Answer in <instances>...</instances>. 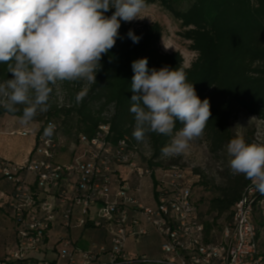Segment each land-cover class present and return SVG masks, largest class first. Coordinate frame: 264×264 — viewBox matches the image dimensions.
I'll return each instance as SVG.
<instances>
[{
	"label": "built area",
	"instance_id": "2783aa9c",
	"mask_svg": "<svg viewBox=\"0 0 264 264\" xmlns=\"http://www.w3.org/2000/svg\"><path fill=\"white\" fill-rule=\"evenodd\" d=\"M49 123L55 130L45 137ZM11 135L35 144L22 163L0 155V182L11 185L0 209L14 236L0 264H264V198L252 183L221 230L208 232L183 171L141 162L109 122L72 141L53 118ZM152 233L160 256H131L128 245ZM88 234L101 239L89 243Z\"/></svg>",
	"mask_w": 264,
	"mask_h": 264
},
{
	"label": "trees",
	"instance_id": "16d2710c",
	"mask_svg": "<svg viewBox=\"0 0 264 264\" xmlns=\"http://www.w3.org/2000/svg\"><path fill=\"white\" fill-rule=\"evenodd\" d=\"M146 5H160L179 24L180 36L190 43V50L197 54L189 68L184 67L180 52L164 53L160 44L164 30L159 23L135 27L120 21L121 27L116 43L102 56L101 69L96 74L86 98L73 107L51 106L47 113H39L33 120L66 117L76 119V126L65 125L63 132L71 136L77 127V135L92 136L98 126L109 122L114 140L128 139L133 147H140L132 133L135 128L134 115L130 113L133 95L131 82L134 72L132 62L147 58L148 68H182L189 83L194 84L201 100L210 101L211 117L203 135L210 151L217 154L224 150L234 138L232 121L234 109L238 108L264 121V0H145ZM115 9L110 8L105 16L110 17ZM129 30L140 37L133 43L128 37ZM7 65L0 64V83L12 79ZM68 82V81H67ZM81 86L83 80L74 81ZM79 88L72 94L75 99ZM26 105H17L20 111L8 112L0 106V117L9 115L20 118ZM114 108L110 119L103 115ZM182 125L177 122L176 130ZM146 141L152 151L148 163L151 166L177 167L176 161L168 164L159 161L161 149L171 142V137L156 133L148 134ZM221 184L216 187L215 196H198L192 186L195 204H207V210L199 214L204 218L207 231H220L232 215L233 207L241 199L251 181L242 174H223ZM257 197L264 198L258 192ZM222 220V223L219 221ZM263 226L261 221L258 222ZM260 251L264 257V242Z\"/></svg>",
	"mask_w": 264,
	"mask_h": 264
},
{
	"label": "clouds",
	"instance_id": "9594fccd",
	"mask_svg": "<svg viewBox=\"0 0 264 264\" xmlns=\"http://www.w3.org/2000/svg\"><path fill=\"white\" fill-rule=\"evenodd\" d=\"M145 0H0V64L7 65L12 79L0 83V106L8 112L23 108L20 122L29 124L50 108L49 99L58 81L96 83L102 56L116 43L120 21L143 19ZM114 8L108 17L105 13ZM128 37H140L129 30ZM131 104L135 140L150 133L171 137L161 149L164 156L185 152L200 138L211 117L210 101L201 100L194 84L180 69L148 68L147 58L132 62ZM87 95L81 90L77 102ZM177 122L182 125L174 132ZM49 123L43 135L51 137ZM233 175L242 174L264 195V144L246 143L242 136L226 146Z\"/></svg>",
	"mask_w": 264,
	"mask_h": 264
},
{
	"label": "rangeland",
	"instance_id": "374dc122",
	"mask_svg": "<svg viewBox=\"0 0 264 264\" xmlns=\"http://www.w3.org/2000/svg\"><path fill=\"white\" fill-rule=\"evenodd\" d=\"M141 16L144 18L128 23L134 25L135 27L159 23L164 30L163 38L160 44L162 52H180L184 58V67L189 68L196 60L197 54L190 50V43L185 41L180 36V24L160 5H147L146 8L142 10ZM91 84L92 83L83 81L82 85L78 86L75 82L58 81L56 85L52 86L53 91L50 94L49 102L51 106L55 105L58 107L67 108L73 107V104L81 102H77V94L81 90L87 89L88 95ZM77 87L79 88V91L76 94L75 99H72V94L74 93V90L77 89ZM87 95L84 98H86ZM112 112L113 111L109 108V111H107V113H105L103 116L109 118ZM53 119L62 130L64 129L65 125L70 127L76 126L77 121L76 119L70 120L66 117ZM32 123L38 125L40 122L33 120ZM24 128H36V126H33L32 124L25 125L21 122L19 123L18 118L11 116L0 117V149L3 150L6 158L12 156L17 158L18 160H12V162L15 161L14 163L22 162L23 157L27 153L28 149L33 143L35 144L34 137H11V131H15V129L25 130ZM77 130L78 129L76 127L70 137L66 135L70 141L75 139V136H77ZM232 132L234 134V138L237 136H242L246 143L264 144V121H261L260 118L251 116L238 108L234 109ZM139 144L140 161L142 162L151 158L152 151L147 141L145 140L143 142H139ZM66 159L67 158H59L58 161L65 162L67 161ZM229 159L230 158L227 155L226 148L221 152L214 154L210 151L209 144L205 139H196L189 143V147L184 153L177 156L162 155L159 161H163L164 164H168L172 160H175L177 167L183 171L186 181L191 186H193L198 196H203L205 200H207L208 198L215 196V192L217 190L216 187L221 184L220 176L223 174L232 173L229 166ZM6 182L2 181V183ZM199 209L204 213L207 210V204H200ZM201 216L203 219L210 218L208 216ZM256 219L257 221L260 220L258 216ZM219 222L222 223V220ZM61 233L63 232L61 231ZM151 236L150 237L153 238L152 240L154 241L155 245H157L160 238L154 234ZM87 239L90 243L91 235H89ZM262 240V242H264V234ZM142 249L143 247H141V250Z\"/></svg>",
	"mask_w": 264,
	"mask_h": 264
},
{
	"label": "crops",
	"instance_id": "0c3cea01",
	"mask_svg": "<svg viewBox=\"0 0 264 264\" xmlns=\"http://www.w3.org/2000/svg\"><path fill=\"white\" fill-rule=\"evenodd\" d=\"M5 116H9V115H5ZM14 118H18V117H14ZM18 122L20 123V118H18ZM29 124H32L33 126H36L32 122H30ZM15 131H20V129H15ZM15 131H11L10 135H11L12 132H15ZM11 137H13V136L11 135ZM14 138H20V136H14ZM25 138H28V137H25ZM33 145H34V143L28 149L27 153L24 155L22 162L27 160V158L29 157L30 153L33 150V147H34ZM0 155L3 158H5V159H7L8 161H11V162H12V160H18L17 158H14L13 156L9 157V158H6L3 150H1V149H0ZM13 162H15V161H13ZM22 162H19V163H22ZM10 192H11L10 184L8 182H6V183L0 182V199L4 198V195H8ZM5 213H6L5 210L0 209V257L5 256L10 251V249L13 247V245H14V236H13V232H12V229H11V222L9 221V219L6 216ZM153 234L154 233H152L151 235H153ZM89 235H91L90 242L94 241V240L97 241V240L101 239L100 236H97V235L94 236L93 234L86 235V238ZM151 235H149L148 237L142 239L139 244H135L132 241L128 245V250H129L131 256L135 257V256H138V255H145V256L149 255L148 257H151V258L160 256L161 240L159 239V243L157 245H155L154 241L152 240L153 238H151V237H155V236H151ZM154 235H156V234H154ZM141 247H143L142 250H141Z\"/></svg>",
	"mask_w": 264,
	"mask_h": 264
}]
</instances>
